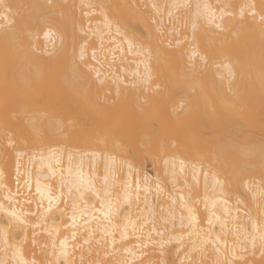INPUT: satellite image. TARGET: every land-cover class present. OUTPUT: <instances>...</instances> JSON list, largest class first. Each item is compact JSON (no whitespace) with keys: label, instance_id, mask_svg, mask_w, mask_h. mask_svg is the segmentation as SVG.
<instances>
[{"label":"bare ground","instance_id":"bare-ground-1","mask_svg":"<svg viewBox=\"0 0 264 264\" xmlns=\"http://www.w3.org/2000/svg\"><path fill=\"white\" fill-rule=\"evenodd\" d=\"M262 16L0 0V264H264Z\"/></svg>","mask_w":264,"mask_h":264},{"label":"snow or ice","instance_id":"snow-or-ice-1","mask_svg":"<svg viewBox=\"0 0 264 264\" xmlns=\"http://www.w3.org/2000/svg\"><path fill=\"white\" fill-rule=\"evenodd\" d=\"M208 6L205 5V8H207ZM252 9H253V12L252 14H254V5L250 6ZM241 15L243 16V9L241 10ZM262 20H264V16L261 17ZM219 27V25L217 26ZM119 31V30H118ZM45 35H49V33H45ZM195 55V53H194ZM81 59H83V51L81 52ZM201 59L203 60L204 57H201ZM159 87V86H158ZM60 130L63 131L64 130V127L63 125L60 126ZM71 132V121L69 122V130L68 132L65 133V135H69ZM69 159L71 160V157H69ZM115 164V161L113 160V165ZM110 172H112L114 174V167H110L109 169ZM69 172V177L70 179L68 180V184L70 185L69 187V195L71 196L72 194V189L75 188V190L77 192H81V189L83 188V186L85 184H88L89 185V188L92 189L94 188V185L92 184L91 182V179H85L84 175L82 172H79V171H76V172H73V170L71 168H69L68 170ZM0 175H2V173H0ZM217 183H219V181H217ZM105 186L106 188L108 187V177L106 176L105 177ZM37 191H39V188L37 189ZM105 195L107 196V192L105 193ZM130 197V193L129 194H126L125 196V200L127 201ZM3 206L0 205V208H2ZM113 208H114V205H113V202L110 200V199H104L101 201V214L106 218L108 219L112 212H113ZM104 209H106V211H103ZM76 207L74 205V209H73V215L75 216L76 214ZM10 216L14 217L16 220H18L20 223H23L24 221L20 218V216L15 212V211H12L9 213ZM183 220V217L181 218ZM219 219V218H217ZM195 221H196V218L194 215L191 214V210H189V226L190 227H195ZM211 223V221H209ZM260 241H261V247L264 248V234H261L260 236ZM64 242H62L63 244ZM203 243H208L207 240H204ZM262 255H264V253H262Z\"/></svg>","mask_w":264,"mask_h":264},{"label":"rangeland","instance_id":"rangeland-1","mask_svg":"<svg viewBox=\"0 0 264 264\" xmlns=\"http://www.w3.org/2000/svg\"><path fill=\"white\" fill-rule=\"evenodd\" d=\"M145 169H146V172L151 175L150 166L148 164H146Z\"/></svg>","mask_w":264,"mask_h":264}]
</instances>
